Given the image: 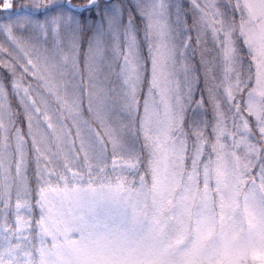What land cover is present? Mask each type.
Segmentation results:
<instances>
[{"label": "snow or ice", "instance_id": "6c2138e0", "mask_svg": "<svg viewBox=\"0 0 264 264\" xmlns=\"http://www.w3.org/2000/svg\"><path fill=\"white\" fill-rule=\"evenodd\" d=\"M0 264H264V0H0Z\"/></svg>", "mask_w": 264, "mask_h": 264}]
</instances>
